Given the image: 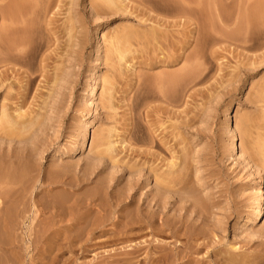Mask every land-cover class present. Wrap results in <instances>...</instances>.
Here are the masks:
<instances>
[{"label": "rangeland", "instance_id": "rangeland-1", "mask_svg": "<svg viewBox=\"0 0 264 264\" xmlns=\"http://www.w3.org/2000/svg\"><path fill=\"white\" fill-rule=\"evenodd\" d=\"M45 1L35 8L34 0H0V33L7 28L11 38L27 15L28 28L17 36L28 38L30 29L41 46L14 67L0 63L3 80L9 68L0 88V148L13 140L14 156L24 150L15 156L12 184L0 187L6 216L12 211L0 223V264H153L160 255L157 264H264V46L248 50L229 41L245 0L221 3L231 19L226 25L212 20L215 1L204 0L209 37L185 49V19L151 12L161 17L158 25L138 9L139 0H112L126 1V8L111 0ZM115 38L121 42L113 47ZM256 56L263 58L255 62ZM92 85L98 91L91 103ZM24 152L27 163L40 166L25 169ZM58 173L67 174L63 181L74 173L71 181H78L53 190L65 198L57 213L44 205L51 199L43 185L50 175L59 180ZM154 175L170 187L161 185L156 201L163 205L151 210L159 230L150 232L141 221L152 214L146 208L158 193ZM258 190L262 222L250 227ZM154 246L165 248L160 253Z\"/></svg>", "mask_w": 264, "mask_h": 264}, {"label": "bare ground", "instance_id": "bare-ground-1", "mask_svg": "<svg viewBox=\"0 0 264 264\" xmlns=\"http://www.w3.org/2000/svg\"><path fill=\"white\" fill-rule=\"evenodd\" d=\"M42 0H34V5L32 4V6H34L35 8L37 7L35 4H37V3H39V2H41ZM43 1H45V0H43ZM46 1H48V0H46ZM45 1V3H47ZM114 1H116V0H114ZM119 1H122V0H119ZM173 1V0H172ZM175 1H177V0H175ZM178 1H182V0H178ZM176 2L175 4H177V6H171V4H174V1L173 2H171V0H139V2H138V5L140 4L141 6H142V9L141 10H146V12L148 13V14H146V15H151V14H153V12H159V13H161L160 14V16H162V14H163V16H165V17H167V15L168 16H170V15H172L173 14V16H174V14L176 15V16H178V17H183L184 19H185V28H186V30H187V33H186V35H185V38H184V40H183V43H182V47H183V49H185L187 46H190V45H197V44H199V43H201V42H206L207 41V39H208V37H209V22L210 21H216V23H218V24H220V25H226L227 23H229L230 21H231V19L227 16V17H225V15H223L222 14V10H221V3H223V1L225 2V0H214L215 1V6H216V15H214L213 17H214V19H210V17L211 16H209L208 15V12L206 11V9H205V4H208V3H206L207 1L209 2V3H212V2H210L211 0H183V2ZM90 2V1H89ZM107 2H108V0H107ZM123 2H126V1H123ZM122 2V3H123ZM186 2L189 4V6H185L184 4H186ZM245 2H246V4H245V7H246V9L244 10V14L239 18V20H238V26H237V29H236V32H237V34H236V36H234V37H231V38H229V41L230 42H232V43H234V45H237V46H241L242 48L244 47V49H248V50H252V49H256L257 47H262V46H264V0H245ZM249 2H251L249 5H248V3ZM109 3V2H108ZM112 0L110 1V5H112ZM115 3H118V1L117 2H115ZM115 3H113V5H115V6H117V7H119L120 6V4H121V6L124 4H122L121 2H119L118 4L119 5H116ZM150 3H152V5L150 4ZM178 3H180V4H182V5H180L179 7H178ZM148 4V5H147ZM6 5V4H5ZM109 5V4H108ZM125 5V4H124ZM123 5V6H124ZM127 5V4H126ZM125 5V6H126ZM140 5L138 6V9H139V7H140ZM151 5V6H150ZM210 5V4H209ZM16 5H12V8L13 9H17L16 7H15ZM120 6V7H121ZM122 6V7H123ZM5 7V6H4ZM3 7V8H4ZM171 7H173V8H175L176 7V10H171ZM123 8H126V7H123ZM136 8V7H135ZM134 8V9H135ZM214 8V7H213ZM223 8V7H222ZM137 9V10H138ZM260 9V11H261V13L259 12V13H257L256 11L257 10H259ZM174 11V12H173ZM138 12H139V10H138ZM141 12V11H140ZM143 12V11H142ZM152 12V13H151ZM41 13V12H40ZM145 13V12H144ZM151 13V14H150ZM156 13H154V16L153 15H151L153 18H152V20H154L155 22H157V24L159 23V21H160V19H161V17L160 16H158L159 14H156ZM41 14H43V15H45V12H43V13H41ZM40 14V15H41ZM142 14V13H141ZM24 15V14H23ZM143 15H145V14H143ZM151 16L150 17H148V18H151ZM13 16L11 15V18H12ZM21 17H23L22 19L23 20H21V24L20 25H22V24H25V25H23L22 26V28L20 29V28H17V29H15V28H13V29H15L16 30V32L14 31L13 33H12V31H13V29H12V31L10 32V34L9 35H11V38L10 37H8V30H7V28H2L3 30V32L1 31V33H2V35H1V33H0V52L2 53H0V55L2 56L1 57V61H0V63L1 64H4L5 65V67H8L7 66V64L8 65H12L13 67L15 66L14 64H18L19 62L20 63H22V61L21 60H23L26 56H31V54L32 53H35V50L37 51L38 50V48H39V44H37L36 42H34V41H32L33 39H30L31 37H33V35H30L29 34V30L30 29H27V31H28V33H27V31H25L26 33H27V36H28V38L26 37V34H25V37H24V35H22L23 33H22V31H24V29L26 30V27L28 26V24H29V19H28V17H27V15L26 16H21ZM27 17V18H26ZM157 17H160L159 19L157 18ZM14 18V17H13ZM12 18V20H14ZM163 18V17H162ZM2 22L3 21H5L6 22V19L4 18V17H2ZM25 19V20H24ZM165 18H163V21H161L160 22V24L163 22V24L165 23V26H167V24L166 23H168V22H166L165 20H164ZM11 20V19H10ZM10 20L8 19V21H9V23H10ZM11 20V24H13V23H15L16 24V21H12ZM27 20V21H26ZM162 20V19H161ZM25 22V23H23V22ZM153 21V22H154ZM28 22V24L26 25V23ZM154 22V25H156V23ZM213 23H215V22H212L211 24H213ZM14 24V25H15ZM163 24H161V25H163ZM169 24V23H168ZM4 25H5V23H4ZM3 25V27H5ZM159 25V24H158ZM158 25H156V26H158ZM160 25V26H161ZM171 25V24H170ZM24 26H25V28H24ZM156 26L154 27L153 25H152V27H154V31H156L155 30V28H156ZM211 26V25H210ZM28 28V27H27ZM158 28H159V26H158ZM20 29V30H19ZM152 29V28H151ZM150 29V30H151ZM157 29V28H156ZM18 30H19V32H18ZM20 31H21V35H20V38L17 36V34H20ZM153 31V32H154ZM24 32V33H25ZM151 33H152V31H150ZM157 33H155L154 32V35H157L158 34V31H156ZM12 33V34H11ZM131 32H129L128 34H130ZM147 33H149V32H147ZM16 34V35H15ZM234 34H235V32H234ZM233 34V35H234ZM30 35V36H29ZM126 35V34H125ZM132 35V34H131ZM134 35V34H133ZM147 35V34H146ZM16 36H17V38H19L18 40H17V38H16ZM127 37L129 36V35H126ZM148 36H151L150 35V33H149V35ZM226 36V35H225ZM228 36H230V34L228 35ZM127 37H124L125 39L127 38ZM132 37L133 36H130V38L132 39ZM144 37H147V36H145V34H144ZM155 36H153V38H154ZM227 37V36H226ZM8 38H9V40H8ZM34 38H35V36H34ZM103 38V34H102V36H101V39ZM129 38V37H128ZM125 39H123V40H125ZM146 39H148V38H146ZM36 40L38 41V39L36 38ZM121 38L120 39H117V38H115V40L112 42V44H113V47H114V45H118L117 43H120L121 41ZM8 41H9V44H8ZM227 41V40H226ZM123 42H125V41H123ZM127 42H128V40H127ZM41 43V42H40ZM42 44V43H41ZM41 47V46H40ZM117 47L118 46H116L115 48H114V50L116 51V50H118L117 49ZM195 47V46H194ZM264 48V47H263ZM38 52V51H37ZM117 52V51H116ZM118 52H119V50H118ZM36 54V53H35ZM34 54V55H35ZM120 55H122V56H120ZM262 56L264 57V53H262ZM33 57V56H32ZM119 59H123V54H119ZM177 57V56H176ZM175 57V58H176ZM263 57H257L256 56V58H259V59H256V60H254L255 59V57H253V60L256 62L257 60H260V58H263ZM172 58V57H171ZM178 59H180L179 57H178ZM188 59V58H187ZM250 59H251V57H250ZM264 59V58H263ZM171 60H174V59H171ZM252 60V61H253ZM41 62H43L44 60L42 59V60H40ZM169 61V60H168ZM263 61V60H262ZM170 63H173V62H171V61H169ZM168 62V63H169ZM178 62V61H177ZM19 63V64H20ZM254 63V62H253ZM134 66V65H133ZM133 66L131 67V68H133ZM189 68H191L190 66H189ZM187 69V68H186ZM185 69V70H186ZM8 71H6L5 70V73L7 74H5L4 73V75H6L7 76V78H8V72H9V68L7 69ZM11 70H13L12 68H11ZM15 70V69H14ZM14 70L12 71L13 73H16L15 75H17L18 74V72L17 71H15L14 72ZM187 70H189V69H187ZM191 70V69H190ZM11 72V73H12ZM42 72V74H43V72L44 71H41ZM41 72H40V74H41ZM186 72V71H185ZM24 73V72H23ZM24 74L26 75V76H24ZM24 74H22L23 76V79H26V80H23L22 79V77L21 78H18L19 80L20 79H22L23 80V82L24 81H26V82H24L25 84L22 86L23 88L25 87V85L29 82V75L27 74V73H24ZM189 74V72L187 73V75ZM192 74H193V71H192ZM18 75H20V74H18ZM17 75V76H18ZM6 76H3V78L4 77H6ZM42 76V75H41ZM183 76H185V73L183 74ZM189 76V75H188ZM19 77V76H18ZM7 78H5L4 80L2 79V78H0V79H2V80H0L1 82H0V88L3 90V88H4V85L6 84L5 82H8L7 80ZM183 78V77H182ZM191 78V77H190ZM192 78H193V76H192ZM188 79V78H187ZM22 80H21V82H22ZM188 81H189V79H188ZM20 82V83H21ZM188 84H189V82H187ZM191 83V82H190ZM22 84V83H21ZM9 85V84H8ZM7 86V85H6ZM5 86V87H6ZM20 86V87H21ZM141 86V85H140ZM186 86H187V84H186ZM21 87V89H23ZM26 87H27V85H26ZM7 88V87H6ZM26 88H24L23 90L24 91H26L25 90ZM97 91H98V89H96V86L95 85H92L91 87H90V89L87 91V92H90V93H88L87 95H86V98L87 99H90L91 100V103L95 100V96H96V93H97ZM18 110H21V108L20 109H18ZM228 110H229V106L227 107V110H226V112H228ZM21 114V113H20ZM18 116H20L19 114H18ZM4 141H6L5 139H4ZM8 141V145H7V147L8 148H6V149H1L0 148V163L2 162V165H0V170H2V169H4V172H2V173H0V187H1V185H4V184H8V187L12 184V183H10L11 181H12V179H13V172L12 171H15V169H12V166H13V168H14V166H15V163L17 162H15V156L17 155V152H16V155L14 156V151H17V149L15 148V150H13L12 148H11V141H12V144H13V140H10V142H9V140H7ZM4 143V142H3ZM10 143V144H9ZM15 143V142H14ZM21 143V142H20ZM4 144V145H5ZM234 147H235V144H234ZM2 150V151H1ZM21 150V152L23 153V149H19V151ZM26 150V149H25ZM21 153V154H22ZM25 153V155H26V152H24ZM20 153H18V155L17 156H19V157H17V159H20V156H21V154L19 155ZM25 155L23 156L22 155V157L25 159ZM28 155H29V153H28ZM28 155H26L27 156V158L25 159L26 160V163L28 162V160L27 159H29L30 160V157L28 158ZM22 158V159H23ZM23 159V160H24ZM31 163H32V161H30ZM14 163V164H13ZM23 163V162H22ZM26 163H24V167H25V169L28 167V164L29 163H27V165H26ZM29 164L30 166L33 164V165H35L34 163H32V164ZM19 164H21V163H19ZM32 165V166H33ZM173 165V164H172ZM27 166V167H26ZM36 166V165H35ZM37 166H40L39 164H37ZM36 166V168H38ZM1 167H2V169H1ZM4 167V168H3ZM17 167H18V164H17ZM17 167H15V168H17ZM24 167L23 166H21V168H23V170H24ZM20 168V167H19ZM30 168V167H29ZM35 168V169H36ZM18 169V168H17ZM16 169V171H15V173H17L18 172V170ZM34 169V170H35ZM41 169V168H40ZM22 170V169H21ZM23 170H22V173H23V175H26V174H24L25 173V171L23 172ZM33 170V171H34ZM39 170V169H38ZM28 171H29V169H28ZM31 172H32V169L30 170ZM36 172V171H35ZM41 171H39V173H40ZM20 173H21V171H20ZM26 173H28V172H26ZM34 173V172H33ZM39 173H37L38 175H40ZM75 173V172H74ZM72 174V176L74 177V175L76 174ZM30 174H32V173H30ZM60 174H62V171H61V173ZM32 175H34V174H32ZM31 175V176H32ZM63 175H65V173L63 174ZM62 175V176H63ZM67 175V174H66ZM65 175V176H66ZM18 176V175H17ZM20 176H21V174H20ZM51 177H52V175H50ZM49 176V178L48 177H45L46 179L48 178V180H49V183L47 184V185H43V183H40V184H42L44 187L45 186H47V187H43V191H45L46 192V195H47V197L49 198V199H51V202L50 201H46V202H50L51 204H49V203H45L44 205H48V208H50V210H55L57 213L59 212V211H61V206H60V199L59 198H63L64 196V194L62 195V197L60 196L59 198L56 196V195H58V194H54V195H52V192H55V191H53L55 188L57 189L58 188V186L60 185V187L62 188V187H65L66 186V182L68 183L69 182V178H66L65 180H68V181H63L62 180V176L60 177L59 176V173L56 175V176H58L59 177V180H56L57 179V177H56V179H51V177ZM76 176V175H75ZM155 176V175H154ZM15 177H16V174H15ZM22 177V176H21ZM30 177V176H29ZM35 177V176H34ZM37 177H39V176H37ZM54 177H55V175H54ZM67 177V176H66ZM73 177H71V180H73L74 181V179H75V177H74V179H72ZM156 178H158V179H154L155 181V183H156V191L158 192V193H156L155 195H151V192H150V195L152 196V198H151V200L149 201V203H148V206H147V208H146V214L147 213H152V214H150L149 216H147L146 218H144V220L142 219V221H141V223H143L144 224V226H145V228H149L150 230V232L152 231V232H154L155 230H159V229H155V227H154V225H155V221H157L155 218H157L156 217V214H155V211H151L152 209H153V205L155 206V207H157L158 208V205H160V203L159 202H157L156 200H157V197H159V196H157V195H159L160 194V190H161V185H163V187H170V185L169 184H167L168 182V180H166L165 181V179H163L162 178V176L160 177H158V176H155ZM32 178V177H31ZM63 178H65V177H63ZM20 179V178H19ZM22 179V178H21ZM43 179H44V177H43ZM42 179V180H43ZM45 179V180H46ZM51 179V180H50ZM77 179H79V177L77 176ZM14 180V179H13ZM37 180V179H36ZM36 180H35V183H33L34 181H32L31 183H33V184H30V185H32V189H34L33 188V186L35 185V184H37V183H39L38 181H37V183H36ZM41 180V179H40ZM70 180V181H71ZM164 180V181H163ZM23 181V180H22ZM22 181H21V183H22ZM47 181V180H46ZM76 181H78V180H76ZM76 181H75V183H76ZM20 183L18 180L16 181V183ZM43 182V181H42ZM164 182H166V184H165V186H164ZM14 183V182H13ZM47 183V182H46ZM45 183V184H46ZM70 183V182H69ZM71 183L73 184L74 182H72L71 181ZM74 183V184H75ZM10 184V185H9ZM15 184V183H14ZM39 184V186H41ZM72 184H70V185H72ZM79 183H77L76 185H78ZM36 186V185H35ZM68 186V185H67ZM7 186H5V188H6ZM25 187H29V186H25ZM72 187V186H71ZM4 188V187H3ZM68 188V187H67ZM69 188H70V186H69ZM73 190H75V186H73ZM1 190H3L2 188H0ZM7 189V188H6ZM19 189H20V187H19ZM59 189V188H58ZM64 189V188H63ZM77 189V188H76ZM79 189V188H78ZM5 190V189H4ZM3 190V191H4ZM21 190V189H20ZM23 190V189H22ZM42 190V189H41ZM62 190V189H61ZM68 190H71V189H68ZM68 190L66 189V191L68 192ZM73 190H72V192H73ZM163 190V189H162ZM2 191V192H3ZM42 191V192H43ZM58 191H60V190H58ZM57 191V192H58ZM62 191H65V190H62ZM65 191V192H66ZM5 192V191H4ZM7 192V191H6ZM18 192V191H17ZM31 192V191H30ZM29 192V193H30ZM70 192V191H69ZM78 192V191H77ZM97 192V191H96ZM168 192V191H167ZM170 192V191H169ZM20 193V192H19ZM26 193V192H25ZM40 193V192H39ZM44 193V192H43ZM76 193V191H74V193H71V195L72 194H75ZM154 193V192H153ZM31 194V193H30ZM41 194V193H40ZM62 194V193H61ZM17 195V194H16ZM20 195V194H19ZM22 195V194H21ZM129 196V195H128ZM148 196V195H147ZM2 197V193L0 192V198ZM44 197H45V195H44ZM72 197V196H71ZM95 197V196H94ZM150 197V196H149ZM5 198H6V196H5ZM4 198V195H3V198H1L2 200L3 199H5ZM47 198V199H48ZM75 199H76V197H74ZM46 199V198H45ZM72 199H73V197H72ZM75 199H74V202H75ZM94 198H92V200H93ZM63 200H65V198H63ZM77 201H78V199H76ZM96 200V199H95ZM159 200V199H158ZM89 201V200H88ZM165 201V200H164ZM262 201H263V192H262V190H258L257 192H256V194L254 195V197L252 198V200H251V203H250V215H249V218H248V222H249V226L250 227H257L258 225H260L261 224V222H262V217H261V215H262ZM3 202V201H2ZM2 202L0 201V223H1V221L3 222V221H8L10 218V216H11V210H10V216L8 215V217L6 216V212H7V207L5 208L3 205L5 204L4 202H3V205H2ZM62 202V201H61ZM95 202V201H94ZM132 201H130V203H131ZM152 202H154V204H152ZM73 203V202H72ZM77 203V202H76ZM86 203H88L89 204V202H86ZM130 203H126V205H130ZM159 203V204H158ZM75 204V203H74ZM73 204V205H74ZM92 204H94V203H92ZM96 204V203H95ZM95 204H94V206H95ZM132 204V203H131ZM162 204V203H161ZM50 205V206H49ZM78 205H80V204H78ZM78 205H76V207H78L79 208V206ZM87 205V204H86ZM163 205V204H162ZM8 206V205H7ZM42 206V208H43V205H41ZM58 206H60V210L58 211ZM93 205H89V208H86V209H92L93 207H94ZM13 207V206H12ZM44 207H46V206H44ZM62 207H63V204H62ZM74 207V206H73ZM83 207H86V206H82V209H83ZM88 207V206H87ZM160 207V206H159ZM15 208V207H14ZM42 208H40V209H42ZM97 208H99V207H97ZM139 208V207H138ZM8 209H9V207H8ZM63 209V208H62ZM90 209V210H91ZM75 210V209H74ZM77 210V209H76ZM79 210V209H78ZM46 211H47V209H46ZM51 211V212H52ZM81 211L82 210H80L79 212H80V214H81ZM85 211V210H84ZM94 210H92V212H93ZM39 212H43V211H39ZM89 213H91L90 211H88ZM50 213V212H49ZM52 213H54V215L55 214H57V213H55V212H52ZM77 213H78V211H77ZM77 213H75V214H77ZM86 213V212H85ZM7 214H8V212H7ZM50 215H51V213H50ZM54 215H51V216H54ZM57 215H59V214H57ZM60 215H61V213H60ZM82 215V214H81ZM83 215H86V214H83ZM145 215V214H144ZM144 215H142V217L144 216ZM50 216V217H51ZM56 216V215H55ZM75 215H73L72 217V219H73V221H74V223H80L81 221V219H82V217L80 216V215H77V216H75ZM79 216H80V218H79ZM60 217V216H59ZM58 217V218H59ZM84 217V216H83ZM12 218V217H11ZM54 219H55V217H53ZM52 218V219H53ZM85 218V217H84ZM51 219V220H52ZM130 219V218H129ZM12 220V219H11ZM135 220H137L138 221V223H139V217H138V219L136 218ZM155 220V221H154ZM13 221V220H12ZM84 221V219L82 220V222ZM127 221V220H126ZM71 222H72V220H71ZM132 222V221H131ZM74 223L72 224V226L74 225ZM126 223V222H125ZM137 223V224H138ZM4 224V223H3ZM6 224H8V223H6ZM71 224V223H70ZM163 224V223H162ZM162 224H159V225H162ZM5 225V224H4ZM9 225V224H8ZM79 225V224H78ZM71 227V226H70ZM154 227V228H153ZM125 228V227H124ZM140 227H138V229H139ZM153 228V229H152ZM92 232H93V229L91 228L90 230H89V233L87 234V235H93L92 234ZM157 232V231H156ZM159 232V231H158ZM154 234V233H153ZM155 235H157V233L155 234ZM89 239V238H88ZM154 247H156L158 250L160 249V247H157V246H154ZM162 247H164V246H162ZM162 247H161V250H162ZM165 248V247H164ZM161 250H159V252L161 253ZM157 251V250H156ZM160 255V254H159ZM163 259V257H162V255H160V256H158V257H156V258H154V259H151L150 261H152L153 262V264H157V263H159V262H161V260ZM228 261H232V259H228ZM227 261V262H228ZM188 263V262H187ZM9 264V263H8ZM12 264H14V262L12 263ZM232 264H234V263H232Z\"/></svg>", "mask_w": 264, "mask_h": 264}]
</instances>
